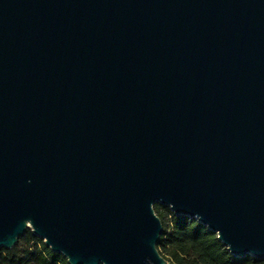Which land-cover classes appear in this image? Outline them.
<instances>
[{
  "label": "water",
  "instance_id": "obj_1",
  "mask_svg": "<svg viewBox=\"0 0 264 264\" xmlns=\"http://www.w3.org/2000/svg\"><path fill=\"white\" fill-rule=\"evenodd\" d=\"M159 202L264 259V0H0V249L169 264Z\"/></svg>",
  "mask_w": 264,
  "mask_h": 264
},
{
  "label": "trees",
  "instance_id": "obj_2",
  "mask_svg": "<svg viewBox=\"0 0 264 264\" xmlns=\"http://www.w3.org/2000/svg\"><path fill=\"white\" fill-rule=\"evenodd\" d=\"M153 208L164 226L158 250L169 264H264V259L252 255H232L217 234L196 218L178 215L160 202ZM16 244L13 249H0V264H69L30 228Z\"/></svg>",
  "mask_w": 264,
  "mask_h": 264
}]
</instances>
